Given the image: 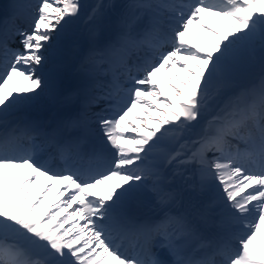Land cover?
<instances>
[{
    "label": "snow or ice",
    "instance_id": "1",
    "mask_svg": "<svg viewBox=\"0 0 264 264\" xmlns=\"http://www.w3.org/2000/svg\"><path fill=\"white\" fill-rule=\"evenodd\" d=\"M9 7L0 264H264V0L97 3L71 87L49 49L87 5Z\"/></svg>",
    "mask_w": 264,
    "mask_h": 264
},
{
    "label": "bare ground",
    "instance_id": "2",
    "mask_svg": "<svg viewBox=\"0 0 264 264\" xmlns=\"http://www.w3.org/2000/svg\"><path fill=\"white\" fill-rule=\"evenodd\" d=\"M0 2H2V0H0ZM105 2L109 3V0H105ZM112 2L119 4V3H123L124 0H112ZM67 28H68L69 30H71V31H74V29H73V27H72L71 24L68 25ZM66 34H67V33H63V34L61 35L60 38L63 39V38L66 36ZM58 35H59V33L57 32V33H56V36H58ZM87 35H88V34H87ZM70 36H72V37L74 36L75 39H78L77 34H76V35L71 34ZM101 38H102V39H106V38H108V33H104L103 36H102ZM192 39H193V42L196 43V37H195V33H194V32H192ZM54 50H55V51H59L57 47H52V48L49 49V52H53ZM62 58H63V60H64L65 58L67 59V61H66L65 63L68 65V70H69V62H70V59L72 58V56L66 55V57H65V54H64V55H62ZM71 66H73V62H72V64H71ZM254 68H255V67H254ZM254 68L251 69V73L255 71ZM47 70H48V68L46 67L44 71L47 72ZM177 71H178V69H177ZM173 74H174V73H173ZM68 76H69V75H68ZM157 79L160 80L162 83H165V85H166V81H165V79H164L163 74H161L160 76H158ZM8 87H12V85L10 84ZM166 90H168L167 87H166ZM43 181H44V178L41 177V178H40V181H39L38 183H39L40 185H42V184H43ZM57 187H58V186H57ZM57 187H54V188L52 189V191L54 192V194H53V193H52V194L50 193V195H48V198L44 201V209H48V208L50 207V205L53 203L54 196H55V193H56V191H57ZM26 191H27V190H26ZM40 194H41V193H40L39 191H33V192H32V198H33V200H35L38 196H40ZM70 211H72V209H71ZM69 223H72V221H70ZM81 223H83V221H81ZM66 226H67V225H66Z\"/></svg>",
    "mask_w": 264,
    "mask_h": 264
},
{
    "label": "rangeland",
    "instance_id": "3",
    "mask_svg": "<svg viewBox=\"0 0 264 264\" xmlns=\"http://www.w3.org/2000/svg\"><path fill=\"white\" fill-rule=\"evenodd\" d=\"M84 1H85L86 4L88 3V5H89V0H84ZM80 20H81V17H80L79 21H80ZM77 23H78V22H77ZM194 31H195V30H193V32H194ZM17 38H18V40H19V37H17ZM252 69H253V68H252ZM254 69H255V70H258V71L260 70L258 65H257L256 68H254ZM45 73H46V72H45ZM250 73H251V69H250V70L248 71V73H247V77H249V78L251 77V74H250Z\"/></svg>",
    "mask_w": 264,
    "mask_h": 264
}]
</instances>
